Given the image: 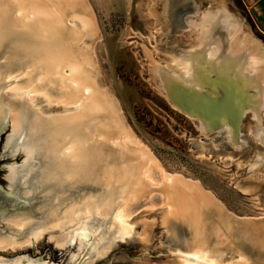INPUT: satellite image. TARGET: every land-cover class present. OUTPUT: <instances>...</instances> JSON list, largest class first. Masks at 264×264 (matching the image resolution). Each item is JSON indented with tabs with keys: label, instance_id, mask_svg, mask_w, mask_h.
<instances>
[{
	"label": "bare ground",
	"instance_id": "6f19581e",
	"mask_svg": "<svg viewBox=\"0 0 264 264\" xmlns=\"http://www.w3.org/2000/svg\"><path fill=\"white\" fill-rule=\"evenodd\" d=\"M199 15V22L191 18L187 23L195 46L173 55L172 65L155 67L158 86L188 96L187 104L195 109L203 130H219L237 143L250 113L256 122L255 139L264 145L263 44L226 7ZM95 19L88 0H0V49L12 46L17 56L0 69V130L10 123L5 149L14 146V157L26 153V160L10 166L7 175L9 193L16 199L9 207L13 214L0 211V220L10 223L8 234L0 233V249L35 245L48 230L54 237L55 229L60 232L56 243L62 247L76 240L79 248L90 239L98 244L105 231L111 236L109 247L132 234L134 210L148 204L150 211L161 203L163 223L178 236L182 229L190 235L181 264H223L221 256L230 245L239 264H249L252 258L246 254L264 263V221H236L200 183L166 172L151 150L135 139L119 102L99 80L92 49L99 36ZM221 78L224 83L229 78L227 90L213 82ZM3 86L12 99H5ZM230 90L236 96L222 103ZM38 99L63 110L44 116ZM209 101L224 107L213 108ZM91 182L105 188L101 195H64ZM45 186L51 188L50 195L44 190L35 209L23 208L20 197H31ZM0 264L47 263L42 257L22 256L0 257Z\"/></svg>",
	"mask_w": 264,
	"mask_h": 264
},
{
	"label": "rangeland",
	"instance_id": "374dc122",
	"mask_svg": "<svg viewBox=\"0 0 264 264\" xmlns=\"http://www.w3.org/2000/svg\"><path fill=\"white\" fill-rule=\"evenodd\" d=\"M88 4L94 12L99 32L92 49L99 67L100 83L119 102L121 114L135 139L151 150L166 172L200 183L236 221L252 219L263 222L264 145L255 139V119L250 113L244 117L238 139L240 144L231 141L227 134L217 132L219 130L205 131L198 120L168 101V97L161 92L162 88L158 86L159 80L154 73L157 65H172L173 55H180L184 50H191L195 46L188 20L193 18L199 22V14L208 10L226 7L229 13L239 17L245 31L253 34L264 46V29L255 24L247 4L243 0H88ZM13 51V47L9 45L0 49V69L8 61L16 59ZM13 74H17V70ZM18 78H23V75ZM4 86L2 91L8 95L5 99L10 100L12 94ZM55 104L51 107L43 99H38L37 106L44 116L57 115L63 109L61 105ZM1 131L0 145L1 134L6 133L9 137L12 133L11 124L8 123ZM6 139L1 148L0 159H8L3 155ZM22 154L26 160L24 151H20L15 157L11 155V158ZM22 163L0 165L1 171L6 170L2 177L7 179L0 186L12 188L7 178L10 166ZM85 187L82 185L81 190L77 188L64 195L71 194L69 197L75 198L78 194L77 197H82L84 192L83 196L89 192L92 196L97 193L101 195L105 189L101 186V190L100 185L92 182L91 186ZM44 190H48V194ZM49 190L51 188L45 186L43 190L33 191L31 197L22 195L20 198L23 208L35 209L36 201L42 193L50 195ZM23 197L25 200L30 198L27 199L29 202L25 203ZM10 205L11 201L8 205H1L0 211L2 208V211L8 210V215ZM148 207V204H142L132 212V234L123 240L116 239V242L110 243V248L106 247L111 242L107 231L104 232L103 242L99 240L96 244L95 240L90 239L83 248H79L77 240L63 247L58 245L55 237L60 232L55 229L54 237L48 230L36 240L35 245L0 249V257L11 260L22 256L32 259L42 257L47 264L183 263L181 255L185 254V242L190 237L188 231L182 229L178 236L170 226L163 223L162 212L165 207L161 203L150 211ZM37 213L40 214L39 211ZM108 216L110 215H106L105 224L109 226ZM8 226L10 223L1 219L0 233L4 231L3 235H7ZM144 233L149 235L148 238H143ZM231 247L232 245L229 249L226 247L225 255L221 256L223 264L242 263ZM246 255L252 258L249 259V264H264L257 257Z\"/></svg>",
	"mask_w": 264,
	"mask_h": 264
},
{
	"label": "water",
	"instance_id": "95a60500",
	"mask_svg": "<svg viewBox=\"0 0 264 264\" xmlns=\"http://www.w3.org/2000/svg\"><path fill=\"white\" fill-rule=\"evenodd\" d=\"M215 84H222L223 86H222V88L224 89V90H227V85L229 86V83H230V81H229V78L228 79H226V83H224V81H223V79L221 78V79H215L214 81H213ZM224 84H225V86H224ZM237 83H234V84H232L231 83V85H233L234 87H236V88H238L239 87V85H236ZM163 90V89H162ZM229 91V90H228ZM225 92V94H224V96H223V98H221L220 100H221V102L223 103V102H226V103H230V100H231V97L234 95V96H236V92H235V90H230L231 92ZM162 93H164L167 97H168V101L173 105V106H175V107H177L178 109H180V110H182V111H184L185 112V114H187V115H189V114H192L193 113V115L195 116L194 117V119H196V120H198V117L196 116V114H195V109L192 107V106H189L188 104H187V101L189 100V98H188V96L186 97V95L185 96H181V95H175L174 94V92H172L170 89H169V91H166V90H163L162 91ZM175 97H174V96ZM228 95V96H227ZM177 96V97H176ZM207 103H209V104H213L214 105V107L213 108H215V107H220L221 105H219V103L220 102H211V101H209V102H207ZM227 105V104H226ZM222 107H224L223 105L221 106V108ZM190 116V115H189ZM193 117V116H192ZM5 139H6V133H4V134H1V145H0V152H1V148L3 147V145H4V143H5ZM13 147L14 146H10V147H8L7 149H5V151H3V155H5V156H7L8 157V159H0V165H4V164H9V163H11V164H14V163H18V162H21V161H24V155L22 154V155H20L19 157H17V158H11V154H10V152L12 151V149H13ZM19 153V152H18ZM17 153V154H18ZM5 171L6 170H3V171H0V184L1 185H4L5 184V182H6V180L7 179H1V177H2V175L5 173ZM9 187H3V186H1L0 187V204L1 205H8L9 204V202L11 201V199H16V197H12V195H10V193H9ZM11 190V189H10ZM19 206H22V205H19ZM9 209V208H8ZM10 210V209H9Z\"/></svg>",
	"mask_w": 264,
	"mask_h": 264
},
{
	"label": "crops",
	"instance_id": "0c3cea01",
	"mask_svg": "<svg viewBox=\"0 0 264 264\" xmlns=\"http://www.w3.org/2000/svg\"><path fill=\"white\" fill-rule=\"evenodd\" d=\"M258 28L264 29V0H243Z\"/></svg>",
	"mask_w": 264,
	"mask_h": 264
},
{
	"label": "flooded vegetation",
	"instance_id": "af4514ba",
	"mask_svg": "<svg viewBox=\"0 0 264 264\" xmlns=\"http://www.w3.org/2000/svg\"><path fill=\"white\" fill-rule=\"evenodd\" d=\"M2 169H0V171H1ZM1 179H4V177H1ZM1 187V186H0ZM0 206H1V204H0Z\"/></svg>",
	"mask_w": 264,
	"mask_h": 264
}]
</instances>
